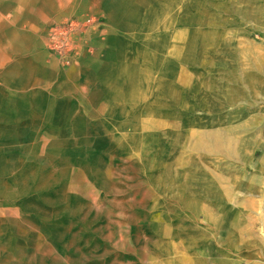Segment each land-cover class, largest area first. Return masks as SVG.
<instances>
[{
	"label": "rangeland",
	"instance_id": "1",
	"mask_svg": "<svg viewBox=\"0 0 264 264\" xmlns=\"http://www.w3.org/2000/svg\"><path fill=\"white\" fill-rule=\"evenodd\" d=\"M56 2L0 0V264H264V0Z\"/></svg>",
	"mask_w": 264,
	"mask_h": 264
},
{
	"label": "crops",
	"instance_id": "2",
	"mask_svg": "<svg viewBox=\"0 0 264 264\" xmlns=\"http://www.w3.org/2000/svg\"><path fill=\"white\" fill-rule=\"evenodd\" d=\"M124 1L125 0H75V2H73L72 4L66 5L65 7H59L58 4L61 5L60 2L59 3L56 2L57 4L54 3V6L52 7V9L60 10V11H64L66 8H67V11L77 9L78 12L71 15V17L83 18V17H88L89 14L87 11H95V12L100 11L102 13H105V12L111 13L114 11L127 10L125 3L122 4L123 7H120V3ZM61 20L62 19H59V21ZM44 49L45 50H43V54L48 55L46 46Z\"/></svg>",
	"mask_w": 264,
	"mask_h": 264
},
{
	"label": "built area",
	"instance_id": "3",
	"mask_svg": "<svg viewBox=\"0 0 264 264\" xmlns=\"http://www.w3.org/2000/svg\"><path fill=\"white\" fill-rule=\"evenodd\" d=\"M80 24L79 21H71L70 23H66L63 26H59V29L54 28L51 30L50 34V40L51 42L49 45H51L52 49H54L55 52L62 54L71 51L73 48V42L71 39L73 36L76 37V33L80 31ZM60 36H64V38L60 39ZM78 37V36H77ZM67 63H69L67 60L64 59Z\"/></svg>",
	"mask_w": 264,
	"mask_h": 264
},
{
	"label": "bare ground",
	"instance_id": "4",
	"mask_svg": "<svg viewBox=\"0 0 264 264\" xmlns=\"http://www.w3.org/2000/svg\"><path fill=\"white\" fill-rule=\"evenodd\" d=\"M222 133H218V132H211L209 131L208 133H204V136L202 135V137H209L210 139H213V140H217L219 141V138L221 137Z\"/></svg>",
	"mask_w": 264,
	"mask_h": 264
}]
</instances>
